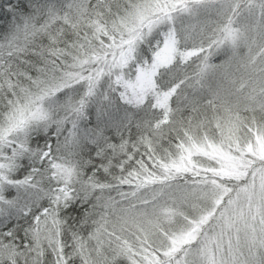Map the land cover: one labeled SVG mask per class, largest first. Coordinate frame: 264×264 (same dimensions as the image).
I'll list each match as a JSON object with an SVG mask.
<instances>
[{
    "label": "snow or ice",
    "instance_id": "obj_1",
    "mask_svg": "<svg viewBox=\"0 0 264 264\" xmlns=\"http://www.w3.org/2000/svg\"><path fill=\"white\" fill-rule=\"evenodd\" d=\"M0 264H264V0H0Z\"/></svg>",
    "mask_w": 264,
    "mask_h": 264
}]
</instances>
